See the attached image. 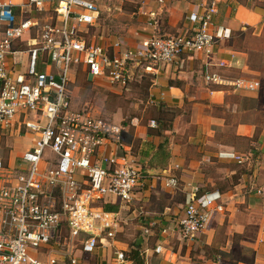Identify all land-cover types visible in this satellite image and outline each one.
<instances>
[{
  "label": "crops",
  "instance_id": "0c3cea01",
  "mask_svg": "<svg viewBox=\"0 0 264 264\" xmlns=\"http://www.w3.org/2000/svg\"><path fill=\"white\" fill-rule=\"evenodd\" d=\"M9 1L18 18L29 16L38 27L61 20L53 0L38 9L27 0H0ZM131 1L137 3L136 21L109 43L134 48L146 37L190 33L189 14L209 0ZM250 1L219 0L212 28L229 35L217 41L211 57L185 52L176 63L156 69L133 67V80L124 87L106 84L115 93L129 94L133 109L124 115L116 111L115 120L108 119L122 121V139L120 145L100 147L95 160L106 166L104 158L125 155L141 168V183L130 202L109 195L100 205L117 214V235L139 232L133 242L141 245L145 264H264V2ZM21 53L24 70L27 52ZM218 61L225 66H215ZM206 67L219 69L228 80H258L259 86L208 84ZM14 131L8 132L18 136ZM20 136L27 139L25 148L13 147L4 160L13 163L32 146L36 134ZM170 176L177 186H166ZM192 191L220 192L225 211L214 214L193 238H183L177 219ZM117 239L124 248L130 246L128 239ZM157 245L165 252H156ZM75 255L77 264H119L108 244L92 253L77 249Z\"/></svg>",
  "mask_w": 264,
  "mask_h": 264
},
{
  "label": "built area",
  "instance_id": "2783aa9c",
  "mask_svg": "<svg viewBox=\"0 0 264 264\" xmlns=\"http://www.w3.org/2000/svg\"><path fill=\"white\" fill-rule=\"evenodd\" d=\"M44 1L26 4L38 9ZM53 1L61 20L40 27L29 16L18 18L12 2H0V132L36 134L13 163L0 158V264H77L75 250L92 253L106 244L124 264L129 247L117 239V214L100 202L109 195L130 202L141 183V168L125 155L104 158L106 166L95 160L100 147L120 145L124 127L73 106L71 73L81 66L92 79L124 87L133 80V67L156 69L176 63L185 52L211 57L217 41L229 32L212 28L219 0H209L189 14L190 33L146 37L134 48L119 41L105 45L88 42L80 27L95 24L100 2L112 0ZM22 51L27 52L24 70L18 58ZM206 68L208 84L259 86L258 80H228L219 69ZM164 181L166 186L178 184L172 176ZM224 206L218 191H192L177 219L182 237L193 238ZM155 251L165 249L157 245Z\"/></svg>",
  "mask_w": 264,
  "mask_h": 264
},
{
  "label": "rangeland",
  "instance_id": "374dc122",
  "mask_svg": "<svg viewBox=\"0 0 264 264\" xmlns=\"http://www.w3.org/2000/svg\"><path fill=\"white\" fill-rule=\"evenodd\" d=\"M257 1L260 2V0H251L250 3H256ZM261 1L264 2V0ZM135 5L137 3L131 0L100 2L96 23L80 27L84 32L83 37L88 42L109 43L111 39L123 36L127 31V27L136 21V14L133 13L136 10ZM18 45L23 50L27 47L24 41H21ZM22 55V53L19 54L21 60L23 59ZM70 78L69 87L73 94V106L77 109H87L92 114L99 115L107 120H115L113 115L116 111L124 115L125 112L129 114L130 110L133 109L128 106L132 101L129 98V94H126L125 91L121 94L111 91L105 81L90 78L81 66L73 69ZM28 118H31V113ZM16 140L17 142L14 145ZM26 143V138H21V136L14 137L7 131L0 132V158L5 159L13 147L16 151H22ZM138 234L139 232H135L132 236H125L122 233H118L117 236L120 239H128L129 244H131L133 243V238Z\"/></svg>",
  "mask_w": 264,
  "mask_h": 264
},
{
  "label": "trees",
  "instance_id": "16d2710c",
  "mask_svg": "<svg viewBox=\"0 0 264 264\" xmlns=\"http://www.w3.org/2000/svg\"><path fill=\"white\" fill-rule=\"evenodd\" d=\"M1 87V83H0ZM129 249L126 252V258L130 261L129 264H145L141 245H136L135 242L129 244Z\"/></svg>",
  "mask_w": 264,
  "mask_h": 264
},
{
  "label": "water",
  "instance_id": "95a60500",
  "mask_svg": "<svg viewBox=\"0 0 264 264\" xmlns=\"http://www.w3.org/2000/svg\"><path fill=\"white\" fill-rule=\"evenodd\" d=\"M139 239H141V238H139ZM136 244H139V242H137Z\"/></svg>",
  "mask_w": 264,
  "mask_h": 264
}]
</instances>
